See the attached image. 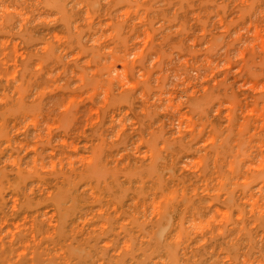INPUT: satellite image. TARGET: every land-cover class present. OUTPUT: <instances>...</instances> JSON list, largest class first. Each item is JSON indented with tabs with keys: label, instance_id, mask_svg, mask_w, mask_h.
I'll return each mask as SVG.
<instances>
[{
	"label": "clouds",
	"instance_id": "9594fccd",
	"mask_svg": "<svg viewBox=\"0 0 264 264\" xmlns=\"http://www.w3.org/2000/svg\"><path fill=\"white\" fill-rule=\"evenodd\" d=\"M45 66L87 130L30 88ZM5 151L0 264H264V0H0Z\"/></svg>",
	"mask_w": 264,
	"mask_h": 264
},
{
	"label": "rangeland",
	"instance_id": "374dc122",
	"mask_svg": "<svg viewBox=\"0 0 264 264\" xmlns=\"http://www.w3.org/2000/svg\"><path fill=\"white\" fill-rule=\"evenodd\" d=\"M221 23L223 24L224 21L221 20ZM159 36L158 35H153V39L150 40L151 38H148L149 37V33H148L147 36H146L145 43H144L145 47H148V46L152 45L153 42L154 41H157V40H158V46L165 45V43L168 41L169 37L166 36V35H161L160 38H159ZM148 41L149 42L152 41L151 43H149L150 45H148ZM18 55H22V52L21 53H18ZM70 70L71 71L73 70V66H71V65L69 66V71ZM44 83H45L46 89L49 90L48 91V90L45 89L44 94H43L45 96V98H50V97L51 98H57V102H66L70 106L71 105H79V107L76 108L73 111L72 115H70L69 117L66 118V122L67 123L72 124L74 121H76V122H78L77 125H76L77 127H81L82 126L85 130H87V122L85 121V116L87 115V113L84 111L85 108L91 109V115L93 117H96L97 119L99 118V116H100L99 109L92 107L91 101H90V99L86 95H84V94H77V93L69 94V93L65 92L64 88L59 85V80H57L55 83H52V82H49L46 79V81H44ZM55 87H57V88H55ZM62 90H64V91H62ZM58 91H59V93H58ZM250 114H252V113H250ZM42 118L46 119L47 118V115H44ZM258 118L259 117L257 115V119ZM93 122L95 123L96 121H93ZM32 131H33V129H29V131H28L27 134L18 133L14 137V139L16 141H22V137H23V140H25L26 137H28L30 139V136H31V132ZM76 150L78 151L79 149L77 148ZM6 157H7V155H6V151H5L4 156L1 157V158L3 160ZM9 203H11V201H9ZM43 211L46 212V213H48L47 215H48V218H49L50 221H52V222L55 221V219H56L55 210L48 209V208H45V209L43 208ZM50 214H51V216H50ZM19 217H20V219H19ZM19 217L17 216L15 218L14 217L13 218H9L8 223L5 225V229L6 230H12L14 226L18 228V227H21V226L28 227L29 224L32 225V219H33V217H30V215H29V218L28 217L26 218L25 215H23V213H20V216ZM27 219H28V222L26 221ZM21 220L23 221V225H19L21 223ZM11 222H12V224H11ZM50 226H52V224H49V227ZM33 239H37L38 240L39 238L38 237H33ZM205 264H207V261H205Z\"/></svg>",
	"mask_w": 264,
	"mask_h": 264
},
{
	"label": "bare ground",
	"instance_id": "6f19581e",
	"mask_svg": "<svg viewBox=\"0 0 264 264\" xmlns=\"http://www.w3.org/2000/svg\"><path fill=\"white\" fill-rule=\"evenodd\" d=\"M96 7H100V5L99 4H97L96 5ZM161 36V35H160ZM160 36H159V38H160ZM148 38H151L150 40H152L153 39V34L151 33V32H149V37ZM158 38V39H159ZM162 38V37H161ZM146 40V39H145ZM152 42V41H151ZM151 42H149L148 41V45H150L149 43H151ZM144 43H145V41H144ZM147 44V43H146ZM77 59H81V60H83L84 58L82 57V56H77ZM32 63H34V62H30L27 66H26V71L27 70H29L31 67H32ZM48 71H51V68H50V66H45V69H44V74H42V75H40V76H38V77H36L34 80H32L31 82H30V88H36V89H39L41 92H42V94H44V91H45V89H46V86H45V83H44V81H46V78H45V76L47 75V72ZM71 71V70H70ZM58 84V83H57ZM55 88H57V87H55ZM46 90H48V89H46ZM49 91V90H48ZM62 91H64V90H62ZM58 93H59V91H58ZM64 98V97H63ZM73 98V97H72ZM62 101V100H61ZM20 117H15V118H9V124L11 125V124H15V126L16 127H19L20 126ZM32 133V132H31ZM21 136V135H20ZM20 139V138H19ZM22 142H27V143H31V141H30V139L28 138V137H26L25 138V140H22ZM5 143H6V141H5ZM8 153H7V151H6V155H7ZM32 154V152L30 151L29 153H28V155L30 156ZM27 158V157H26ZM0 160H2V158L0 157ZM53 167H55V164L53 165ZM5 199H7V195L5 196ZM210 207H214L215 208V215H213V216H211L210 218H209V220H208V222H207V224H199V225H197L196 227H197V229H198V231H208L209 230V227L212 225V224H215L217 227H219V225H221L226 219H227V217H228V213H226L225 211H224V208H222V207H218V206H216L214 203L213 204H211L210 205ZM45 209V208H44ZM41 211L42 212H44L43 211V209H41ZM47 211V210H46ZM52 212V211H51ZM154 212H155V209H154ZM23 213V215H25V217L27 218H29V215H30V217H33V214H31V213H26V212H22ZM76 213H77V209L76 208H71V209H67V210H63L62 209V219L65 221V222H67L68 220H70L74 215H76ZM48 214V213H47ZM22 215V214H21ZM56 215V214H55ZM20 216V215H19ZM18 216V217H19ZM50 216H51V214H50ZM22 217V216H21ZM15 218V217H14ZM24 218V217H23ZM25 218V219H26ZM19 219H20V217H19ZM31 219V218H30ZM51 219V218H50ZM53 219V218H52ZM54 220V219H53ZM27 222H28V219L26 220ZM13 222V221H12ZM12 222H11V224H12ZM26 222V223H27ZM91 223V221H89V220H86L85 221V226H87L88 224H90ZM10 224V223H9ZM169 224H170V221L169 222H165V221H163V220H161V221H159L158 222V226H159V228L161 229V232H160V235H161V239H163L166 235H167V233H168V228H169ZM19 225H21V223L19 224ZM18 225V226H19ZM29 226H31L30 224H29ZM28 226V227H29ZM49 226V225H48ZM51 227V226H50ZM220 231H223V229L221 228L220 229ZM217 244H218V247H217V251L219 252V246L222 244V242L221 241H217ZM76 255H83V251H81V250H77L76 251V253H75ZM223 255V253H221V256Z\"/></svg>",
	"mask_w": 264,
	"mask_h": 264
}]
</instances>
